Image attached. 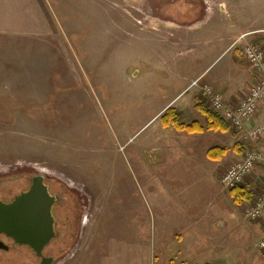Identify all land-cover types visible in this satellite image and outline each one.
Masks as SVG:
<instances>
[{"label": "rangeland", "instance_id": "obj_1", "mask_svg": "<svg viewBox=\"0 0 264 264\" xmlns=\"http://www.w3.org/2000/svg\"><path fill=\"white\" fill-rule=\"evenodd\" d=\"M45 2L51 33L0 34V173H40L69 194L53 264H264V218L242 211L264 169L237 206L220 177L252 147L209 131L189 89L202 77L243 96L254 78L241 48L264 49V0ZM168 109L203 132L178 130Z\"/></svg>", "mask_w": 264, "mask_h": 264}, {"label": "built area", "instance_id": "obj_2", "mask_svg": "<svg viewBox=\"0 0 264 264\" xmlns=\"http://www.w3.org/2000/svg\"><path fill=\"white\" fill-rule=\"evenodd\" d=\"M246 36L241 35L232 47L241 39H245ZM241 56L248 64L254 81L237 102L228 101L214 86L203 83L202 77L192 80L189 89L196 90L209 109L218 115L231 130L240 133L245 143L253 144L264 139V120L257 124H251L264 106V49L256 43L247 42L241 48ZM258 166L264 169V150H246L242 158L229 165L221 175L222 188L229 191L240 186ZM242 211L250 221L264 218V185L260 194L254 198L250 205L244 206ZM257 248L264 250V229L258 240Z\"/></svg>", "mask_w": 264, "mask_h": 264}, {"label": "flooded vegetation", "instance_id": "obj_3", "mask_svg": "<svg viewBox=\"0 0 264 264\" xmlns=\"http://www.w3.org/2000/svg\"><path fill=\"white\" fill-rule=\"evenodd\" d=\"M53 183L54 180L46 178L40 173L32 174L27 170L16 172L3 170L0 173V207L12 204L19 196L32 193V187H35L42 192L40 195L45 197V203L48 200L52 202L50 215L53 220L50 225L53 236L48 242L36 243V245H44L37 254V251L32 248V199L30 198L32 194L18 205L20 208L18 211L0 209V264H27V262L32 264V261L35 264L55 263L52 246L57 239L64 236L60 226L62 225L66 232L67 226L70 227L69 224L72 225L73 222L64 221L69 218L68 214L63 219L58 215L61 207L64 208L63 212L66 211L69 194L53 188ZM43 214L35 213L37 217ZM46 218L47 216L44 214L45 220H41L42 222L38 224L41 230L47 229ZM21 254L26 258L24 263L14 260Z\"/></svg>", "mask_w": 264, "mask_h": 264}, {"label": "crops", "instance_id": "obj_4", "mask_svg": "<svg viewBox=\"0 0 264 264\" xmlns=\"http://www.w3.org/2000/svg\"><path fill=\"white\" fill-rule=\"evenodd\" d=\"M51 19L52 14L45 0H0V34L21 36L51 33L55 27ZM251 79H253V77ZM251 83L252 81H250L248 85ZM247 88L245 90H247ZM245 90L244 92L246 93ZM224 96L231 103L237 102L240 98L232 94H226ZM263 120L264 106L251 124H257ZM249 146H251L252 149L264 150V139L259 140L257 143H249ZM253 179L254 178L251 177L247 182L245 181L244 186L250 190L254 189L253 191L257 193L261 188L259 189V185H256ZM251 181L254 183L251 184Z\"/></svg>", "mask_w": 264, "mask_h": 264}, {"label": "trees", "instance_id": "obj_5", "mask_svg": "<svg viewBox=\"0 0 264 264\" xmlns=\"http://www.w3.org/2000/svg\"><path fill=\"white\" fill-rule=\"evenodd\" d=\"M198 110L206 117L207 129L209 131H216L221 133H227L231 131L230 127L226 123H224L223 120L218 115L214 114L211 110H207L202 104L200 105L198 104ZM164 118H167L169 121H171V123H173L174 126L180 131H186L189 134L203 132L202 126H200L196 122L191 123L189 125L180 123L178 113L173 109L172 110L168 109L163 116V119ZM235 148H237L239 153L244 150L242 146L239 145H237ZM223 154H225L224 149L214 147L209 149L206 155L208 159L212 161H219L223 156ZM229 192L233 199V202L237 206H241L245 202H249L251 199V195H250L251 193L245 191L244 188L240 186L229 190ZM263 256H264V250H263Z\"/></svg>", "mask_w": 264, "mask_h": 264}, {"label": "water", "instance_id": "obj_6", "mask_svg": "<svg viewBox=\"0 0 264 264\" xmlns=\"http://www.w3.org/2000/svg\"><path fill=\"white\" fill-rule=\"evenodd\" d=\"M40 193H42L41 191H39L37 188L32 187V194L30 196V194H26V195H22L19 196L18 198H16V200L8 205V206H3L0 207V209L3 210H7V209H14L15 211L20 210V208H18L20 205V203H22L25 199L27 200L28 197L30 196V198L32 199V248L37 251L36 253L38 254L39 251L41 250V248L44 245H36L37 242L39 243H44V242H48L51 238H52V233H51V228L50 225L52 223V218L50 215V209H51V201H47L45 203L44 199L45 197L43 195H40ZM17 208V209H16ZM35 213H44L47 216V229L41 230L38 227V224L40 222H42L41 220H45L44 219V214L43 215H39L38 217L35 215ZM52 264V263H50Z\"/></svg>", "mask_w": 264, "mask_h": 264}]
</instances>
